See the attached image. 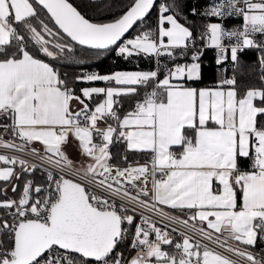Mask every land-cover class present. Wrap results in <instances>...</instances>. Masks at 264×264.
I'll use <instances>...</instances> for the list:
<instances>
[{"label": "snow or ice", "instance_id": "1", "mask_svg": "<svg viewBox=\"0 0 264 264\" xmlns=\"http://www.w3.org/2000/svg\"><path fill=\"white\" fill-rule=\"evenodd\" d=\"M189 13L206 18L195 33ZM76 46L153 67L62 75L49 61L82 65ZM206 49L233 75L201 87ZM246 49L259 84L241 88ZM0 149V264H264V0H128L98 21L69 0H0Z\"/></svg>", "mask_w": 264, "mask_h": 264}, {"label": "trees", "instance_id": "2", "mask_svg": "<svg viewBox=\"0 0 264 264\" xmlns=\"http://www.w3.org/2000/svg\"><path fill=\"white\" fill-rule=\"evenodd\" d=\"M74 6L78 8L89 20L98 21V20H110L114 15L119 14L124 6L128 3V0H98V3H102L103 7L98 8H90L86 7V4L90 2V0H69ZM161 2L158 0L157 3ZM188 7L195 5L198 8H203L206 4L209 3V0H187ZM187 11V10H185ZM156 16V9L154 8L149 16V21L154 20ZM188 18L195 25L193 28L194 33L197 28L202 27V21L205 20V17L201 16H191L188 14ZM212 22H219L216 18H211ZM183 23L184 21L181 20ZM240 20L235 18H229L223 21L224 26L226 28H233L240 24ZM137 34V30L134 28L126 38L133 37ZM259 39V38H258ZM227 44L228 41H225ZM258 57L259 51L257 49H246L241 54H239L240 61V70L236 73V78L238 80V84L243 88L244 85H254L259 84L257 79L259 75V65H258ZM75 58L83 59L84 63L78 64L75 60L69 61H49L50 63L55 64L63 73L67 72L68 76L71 77L74 74H79L81 71H98L100 74H106L115 70H148L153 67L148 60L144 59H132L130 61H125L121 57L116 56L115 51L107 52L101 55H97L96 52L91 50L82 49L79 46H76ZM162 61H167V57H161ZM231 61H226L225 66L227 71H224L225 76L233 75V70L231 67ZM202 64V81L198 82V85L201 87L204 86H213L215 82L220 79V73L218 72V66L215 64V50L214 49H206L204 55L201 58ZM85 85L77 84V88L84 87ZM123 100V99H122ZM128 105L125 107L127 108ZM124 149L123 144H114L111 147V152L113 154V163L118 159L117 153L122 152ZM140 157V161H144L147 154H136ZM133 158V154H129V159ZM27 177V174H25ZM35 180H41L42 174L39 170H37L33 177ZM21 181V185H22ZM256 244L253 251H260V248L263 246Z\"/></svg>", "mask_w": 264, "mask_h": 264}, {"label": "crops", "instance_id": "3", "mask_svg": "<svg viewBox=\"0 0 264 264\" xmlns=\"http://www.w3.org/2000/svg\"><path fill=\"white\" fill-rule=\"evenodd\" d=\"M229 62L231 61L230 60V53H229ZM220 68H225L224 66L223 67H220ZM220 73V77H223L225 76L224 75V71H218ZM85 86H97V87H102L104 86L102 82H95L94 84H91V85H85ZM94 101L97 100L98 98L97 97H94L93 98ZM123 99V103H124V107H126L128 105V101L126 98H121ZM35 147H39V145H34ZM65 151L67 153V155L74 161V162H77V166H79V163L84 161L86 158L85 157H82L78 154V150H77V147L75 146V142H71L70 144H68L65 148ZM14 194L11 192V195L10 196H13ZM171 211V210H169ZM260 243L259 241L257 242V244ZM261 244V243H260ZM259 244V245H260ZM262 246V245H260ZM166 250L168 249V246H165ZM253 250V249H252Z\"/></svg>", "mask_w": 264, "mask_h": 264}, {"label": "built area", "instance_id": "4", "mask_svg": "<svg viewBox=\"0 0 264 264\" xmlns=\"http://www.w3.org/2000/svg\"><path fill=\"white\" fill-rule=\"evenodd\" d=\"M242 53V52H241ZM240 54V53H239ZM5 139H8V137L7 136H5ZM4 153H6V150H4V149H0V154H4ZM8 154H15V155H20V153H8ZM25 159H29V160H31L32 158L31 157H24ZM34 162H36V163H39L38 161H34ZM140 163H144V161H140ZM39 170V169H38ZM40 171V170H39ZM137 219H138V217H137ZM176 238H177V240H179L180 239V237L177 235L176 236ZM259 241V240H258ZM260 243H261V245L263 246V247H261L260 248V251L262 250V249H264V241H259Z\"/></svg>", "mask_w": 264, "mask_h": 264}, {"label": "rangeland", "instance_id": "5", "mask_svg": "<svg viewBox=\"0 0 264 264\" xmlns=\"http://www.w3.org/2000/svg\"><path fill=\"white\" fill-rule=\"evenodd\" d=\"M241 54V53H240ZM239 55V54H238ZM225 67V66H224ZM226 68V67H225ZM11 195V188L9 187L8 188V196H10ZM177 239V238H176Z\"/></svg>", "mask_w": 264, "mask_h": 264}, {"label": "water", "instance_id": "6", "mask_svg": "<svg viewBox=\"0 0 264 264\" xmlns=\"http://www.w3.org/2000/svg\"><path fill=\"white\" fill-rule=\"evenodd\" d=\"M157 1H158V0H157ZM134 28H135V27H134ZM131 31H132V30H130L129 33H130ZM129 33H127L126 36H127ZM79 47H80V46H79Z\"/></svg>", "mask_w": 264, "mask_h": 264}]
</instances>
